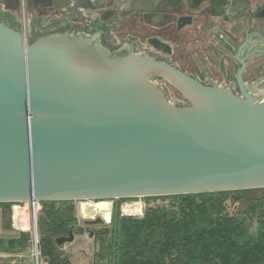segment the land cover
<instances>
[{"label":"water","instance_id":"water-1","mask_svg":"<svg viewBox=\"0 0 264 264\" xmlns=\"http://www.w3.org/2000/svg\"><path fill=\"white\" fill-rule=\"evenodd\" d=\"M151 75L188 105L169 104ZM251 91L204 87L88 38L25 45L0 22V204L264 188V100Z\"/></svg>","mask_w":264,"mask_h":264},{"label":"flooded vegetation","instance_id":"flooded-vegetation-1","mask_svg":"<svg viewBox=\"0 0 264 264\" xmlns=\"http://www.w3.org/2000/svg\"><path fill=\"white\" fill-rule=\"evenodd\" d=\"M22 7L26 45L52 34L88 38L111 56L132 53L204 87L264 97V0H0V22L20 33Z\"/></svg>","mask_w":264,"mask_h":264},{"label":"trees","instance_id":"trees-1","mask_svg":"<svg viewBox=\"0 0 264 264\" xmlns=\"http://www.w3.org/2000/svg\"><path fill=\"white\" fill-rule=\"evenodd\" d=\"M15 7L12 4L11 10ZM231 91L239 96V90ZM144 199L141 217L120 212L121 202L136 199L117 200L110 227L92 236L99 256L105 247L112 264H264V188ZM152 201L158 202L151 205ZM74 203H40L37 249L45 264H73L62 250L68 243L57 241L70 233L73 238L84 234ZM13 205L0 204L6 230H11ZM31 245L30 232L0 239V251L5 253L22 252Z\"/></svg>","mask_w":264,"mask_h":264},{"label":"rangeland","instance_id":"rangeland-1","mask_svg":"<svg viewBox=\"0 0 264 264\" xmlns=\"http://www.w3.org/2000/svg\"><path fill=\"white\" fill-rule=\"evenodd\" d=\"M160 91L163 93L166 101L172 106L179 108L185 106L186 103L183 101L184 99L182 98L181 94L177 92V90L166 89ZM262 98H257V99L260 100ZM106 202L111 203V209L109 211V216L107 219L101 216V214H88L86 213V211H82V209H84L83 207L84 203H88V202L74 203L77 222L78 225L84 229V234L83 235L75 234L73 242L68 243L62 247L63 252L70 258L73 264H112L111 259L107 258V256L105 257L106 253H102L101 256L98 255L100 252V248L99 245L94 242L92 237L93 234L97 233L98 230H102L104 228L110 227V220H111V213L113 206H112V201H106ZM137 202L140 203L141 205L142 204L147 205L146 200L143 198L136 199L135 201H123L121 202L119 207L120 212H121V206L124 203L127 204L123 205L122 209L124 206L127 205L129 206L130 204ZM156 202L158 201H152L150 204L154 205ZM94 203H98V202H94ZM21 208L26 210V212L28 213L29 229L21 230L16 226L14 219L15 214L12 212V209L10 211L11 230L4 229V219L2 217V211L0 209V239L7 240L10 238H17L19 237L20 233L23 232H30L32 238L34 237L33 228L35 225V221H34V216L32 215L30 205L24 203L21 205ZM39 210H40V206H39ZM121 215L125 216V214H123L122 212ZM138 216L139 214L136 216H129V217H138ZM36 225H37V220H36ZM34 249H35V243L33 239V245L29 246L26 250L22 251L20 258L9 256L12 254L10 252L5 253L0 251V264H45V262L42 261L40 257L36 262Z\"/></svg>","mask_w":264,"mask_h":264},{"label":"bare ground","instance_id":"bare-ground-1","mask_svg":"<svg viewBox=\"0 0 264 264\" xmlns=\"http://www.w3.org/2000/svg\"><path fill=\"white\" fill-rule=\"evenodd\" d=\"M83 207L84 209H82V211H86V213L88 214H101V216L107 219L109 216V211L111 209V203L106 201H101L98 203L88 202L84 203ZM122 211L125 216H136L141 212V204L137 202L130 204L129 206H124ZM14 214L16 226L21 230H28L29 216L26 210L21 208L20 210H16Z\"/></svg>","mask_w":264,"mask_h":264},{"label":"built area","instance_id":"built-area-1","mask_svg":"<svg viewBox=\"0 0 264 264\" xmlns=\"http://www.w3.org/2000/svg\"><path fill=\"white\" fill-rule=\"evenodd\" d=\"M25 33H26V21H25L24 8L22 7L21 8V13H20V34H21L23 43L26 45ZM22 204H24V203L14 204L12 206V208H11L12 212L15 213L16 210H20ZM25 204L30 205V208H31V211H32V215L34 216V221H35V224H36L37 214H38V211H39L40 204L39 203H35V202L34 203H25ZM125 204H127V203H124L123 205H125ZM122 206H121V212L123 213ZM145 207H146V205H144V204L141 205V212H140L138 217H141L143 215ZM33 239H34V243H35V249H34V251H35L34 252L35 253V259H36V262H37L38 259H39V252H38V249H37V239L35 237H33Z\"/></svg>","mask_w":264,"mask_h":264},{"label":"crops","instance_id":"crops-1","mask_svg":"<svg viewBox=\"0 0 264 264\" xmlns=\"http://www.w3.org/2000/svg\"><path fill=\"white\" fill-rule=\"evenodd\" d=\"M21 254H22V252H19V253H13V254H11V255H9V256H12V257H21Z\"/></svg>","mask_w":264,"mask_h":264}]
</instances>
